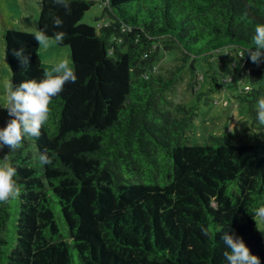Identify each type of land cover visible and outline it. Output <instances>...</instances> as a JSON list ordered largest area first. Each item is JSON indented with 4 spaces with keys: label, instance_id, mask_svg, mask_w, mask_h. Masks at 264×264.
<instances>
[{
    "label": "trees",
    "instance_id": "16d2710c",
    "mask_svg": "<svg viewBox=\"0 0 264 264\" xmlns=\"http://www.w3.org/2000/svg\"><path fill=\"white\" fill-rule=\"evenodd\" d=\"M101 1L108 17L95 25L83 18L97 0H71L70 14L39 1L38 28L66 33L59 45L70 47L77 80L53 98L39 138L10 153L21 194L0 205V264H227L222 231L264 264L255 217L264 203V139L191 143L196 108L167 95L186 66L197 83L195 62L229 45L245 54L233 79L261 81L264 63L251 68L245 50L264 24V0ZM33 33L4 32L15 85L41 79L53 64ZM21 48L27 68L12 55ZM162 48L181 52L168 75L157 74ZM247 94L256 114L264 87ZM45 150L51 165L37 160Z\"/></svg>",
    "mask_w": 264,
    "mask_h": 264
},
{
    "label": "rangeland",
    "instance_id": "374dc122",
    "mask_svg": "<svg viewBox=\"0 0 264 264\" xmlns=\"http://www.w3.org/2000/svg\"><path fill=\"white\" fill-rule=\"evenodd\" d=\"M40 0H0V104L5 102V87L11 82V68L5 53L4 32L7 28H17L35 32L38 28L41 6ZM105 5L97 0L84 16L83 22L97 24L96 18L104 16ZM179 50L160 51V58L156 62L157 74L168 75L169 70L179 67L183 62L177 58ZM209 61L198 59L195 62L198 82L193 79L192 68L186 66L178 76L176 86L167 93L174 105L185 104L195 107L197 114L188 130V140L191 143H202L211 135H228L233 143L252 142L256 134L264 139V125L256 119V114L250 111L253 97L249 94L252 89L264 87V78L252 83L247 77L234 80L235 62H240L239 51L235 46H225L211 52ZM43 60L55 63L62 58L71 61L69 46H61L50 42V47L40 46ZM188 63V62H187ZM249 66L257 69L260 65L253 64L249 59ZM258 101V100H257ZM257 101L253 102L257 108ZM9 119L7 110L0 107V127H5ZM5 148L0 151L4 154ZM260 230L264 236V220L257 218Z\"/></svg>",
    "mask_w": 264,
    "mask_h": 264
},
{
    "label": "clouds",
    "instance_id": "9594fccd",
    "mask_svg": "<svg viewBox=\"0 0 264 264\" xmlns=\"http://www.w3.org/2000/svg\"><path fill=\"white\" fill-rule=\"evenodd\" d=\"M57 6L63 7L67 13L71 11V0H53ZM56 28H62L63 21L54 17ZM46 25L33 33L39 46L44 49L50 47V42L63 43L66 33L56 31L50 37L46 33ZM254 48L246 49L247 55L253 64L264 63V24H257L252 37ZM12 55L17 58L21 68L29 66V56L24 50H13ZM241 58L245 56L240 53ZM77 74L68 58H62L45 67L42 78L25 80L18 85L8 82L5 87V102L0 107L7 110L9 119L5 127H0V151L7 147L10 151L0 157V205L8 204L11 200L19 198L21 188L14 177L16 168L10 162V153L23 147L27 137L39 138L42 127L46 126L50 118V104L64 89L66 83H75ZM256 119L264 125V94L257 101ZM37 160L40 165H51L52 159L45 150L39 153ZM255 217L264 220V203L258 205ZM202 235L208 236L209 231L201 226ZM221 240L226 246L223 256L227 264H261L260 257L253 254L245 241L232 231H222Z\"/></svg>",
    "mask_w": 264,
    "mask_h": 264
}]
</instances>
